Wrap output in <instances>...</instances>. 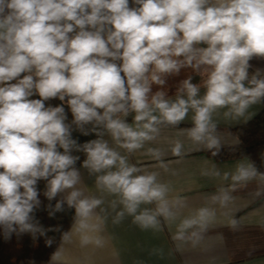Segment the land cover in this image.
Instances as JSON below:
<instances>
[{"label": "clouds", "instance_id": "clouds-1", "mask_svg": "<svg viewBox=\"0 0 264 264\" xmlns=\"http://www.w3.org/2000/svg\"><path fill=\"white\" fill-rule=\"evenodd\" d=\"M254 57L264 58V0H0V226L6 232L35 229L30 214L44 180L48 200L70 190L55 207L66 202L75 209L72 232L79 246H104V221L95 212L103 201L77 187L73 146L86 154L82 167L98 174L97 189L119 197L117 220L126 212L146 229L157 227L159 216L174 218L167 185L157 182L155 172L136 174L142 169L110 147L98 129L131 154L156 139L161 125H178L191 109L193 126L181 131L216 148L212 114L229 107L243 115L264 98V78L249 79ZM182 68L206 77L202 96L191 76L174 100L162 90L152 93L153 84L162 87ZM52 99L61 104L46 106ZM65 104L77 129L93 124L97 139L82 146L72 139ZM182 147L176 141L172 155L179 157ZM145 154L167 168L160 149ZM258 175L264 179L251 164L238 163L231 179L247 182ZM211 199L225 205L229 195L222 189ZM152 203L154 209L138 211ZM213 216L208 207L197 209L177 225L176 238ZM51 259L67 258L58 248Z\"/></svg>", "mask_w": 264, "mask_h": 264}, {"label": "crops", "instance_id": "crops-1", "mask_svg": "<svg viewBox=\"0 0 264 264\" xmlns=\"http://www.w3.org/2000/svg\"><path fill=\"white\" fill-rule=\"evenodd\" d=\"M249 63L254 74L264 76V58L254 57ZM195 74L191 68H182L178 75L167 76L162 87L153 84L152 93L162 90L166 92V99L174 100L181 82L191 76L193 83L201 85L199 95L202 96L205 92L202 81L206 77ZM245 86H250L247 81ZM263 107L260 99L239 116L229 107L217 109L212 114V121L216 124L213 135L218 139V147L211 150L238 144L240 138L235 129L252 120ZM193 115L190 109L178 125H161L156 139L146 141L143 148L131 154L119 148L107 131L101 134L110 147L127 156L129 164L142 169L136 174L155 172L157 182L167 185V198L174 218L165 220L159 216L157 227L146 229L134 223L133 216L126 212L117 220V213L123 209L119 197L97 189L98 174L90 173L81 164L76 168L80 174L77 187L84 195L103 201L95 212L104 221L99 233L104 246L81 248L72 225L68 231L69 239L62 240L57 247L63 250L67 259L59 262L51 259L49 264H264V179L258 175L247 182L232 181L238 163L255 167L254 163L247 157L217 160L203 144L191 141L181 130L193 126ZM133 116L134 113H129L128 123H132ZM176 141L183 145L179 157L171 153ZM148 148L160 149L167 168L159 167L156 160L145 154ZM224 173H228L227 179L223 178ZM222 189L229 195L225 205L211 199ZM67 191L70 190L58 194L52 201H62ZM201 207L213 210V218L204 227L194 226L185 230L182 238H176L181 220L194 216ZM145 208L154 209L155 204H141L138 211Z\"/></svg>", "mask_w": 264, "mask_h": 264}, {"label": "trees", "instance_id": "trees-1", "mask_svg": "<svg viewBox=\"0 0 264 264\" xmlns=\"http://www.w3.org/2000/svg\"><path fill=\"white\" fill-rule=\"evenodd\" d=\"M249 79L254 75L249 68ZM199 77V74H195ZM264 78V76H257ZM37 98V97H33ZM264 104V98H261ZM46 106H56L61 104L59 99L46 101ZM67 113L66 123L71 126V137L78 145L98 138L105 131L102 127L93 131V124L84 125V130L77 129L72 123V115L65 104ZM84 132L88 134L85 135ZM240 138L236 145L227 146L211 150L216 154L213 157L217 160L247 157L252 160L255 167L261 174H264V107L262 111L248 123L235 129ZM63 151V149H60ZM71 155L78 156L74 167L77 168L86 159V154L82 150H77L73 146ZM46 181L38 182L39 205L30 214V223L35 226L31 231H20L19 226H14L15 230L6 232L4 226H0V264H49L52 254L61 243L62 235L68 233L74 223L75 209L70 208L67 203H63L60 210L56 209V201L48 200L44 195ZM51 213V215H50ZM50 241V243H49Z\"/></svg>", "mask_w": 264, "mask_h": 264}]
</instances>
